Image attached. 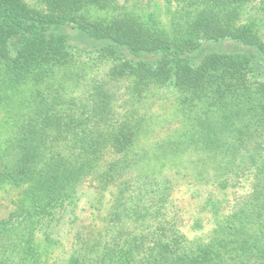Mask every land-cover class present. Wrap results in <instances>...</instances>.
Wrapping results in <instances>:
<instances>
[{
	"label": "trees",
	"instance_id": "1",
	"mask_svg": "<svg viewBox=\"0 0 264 264\" xmlns=\"http://www.w3.org/2000/svg\"><path fill=\"white\" fill-rule=\"evenodd\" d=\"M173 1L186 15L170 36L131 14L82 16L110 0H46L44 14L0 0L1 84L10 91L32 85L27 116L9 144H0V187L25 186L24 202L0 220V264H38L36 236L58 241L76 220L78 185L95 172L102 187L117 186L103 240L89 237L65 264H264V43L231 26L249 0ZM65 25L99 45H73L59 30ZM221 41L245 49L204 50ZM109 59L117 61L114 78L134 76L138 97L176 91L188 128L150 154L136 147L146 118L130 114L116 124L105 84L90 79L83 101L66 95L67 85L82 86ZM150 156L185 159L199 177L208 167L214 176L254 168L253 189L209 240H190L167 213L171 181L138 171ZM132 171L134 179H126Z\"/></svg>",
	"mask_w": 264,
	"mask_h": 264
},
{
	"label": "rangeland",
	"instance_id": "2",
	"mask_svg": "<svg viewBox=\"0 0 264 264\" xmlns=\"http://www.w3.org/2000/svg\"><path fill=\"white\" fill-rule=\"evenodd\" d=\"M30 10L44 14L47 11L46 0H21ZM186 11V9H184ZM181 5L173 0H110L106 8L90 6L81 11L84 18L109 20L123 14L139 17L157 28L173 35L174 24L184 15ZM233 28H248L264 43V0H249L238 11ZM59 30L67 33L70 43L78 47L91 49L99 45L85 33L70 25ZM205 51H229L234 48L244 50V46L231 41L205 44ZM117 61L109 59L98 64L82 81V86H66V95L83 101L86 94L84 84L90 79L103 83L107 90V113L118 124L126 116L133 114L145 117L147 123L137 137L136 147H143L151 152L155 144L179 136L188 126L186 115L179 110L180 96L174 90L166 88L155 90L138 97L132 93L133 75L126 78L110 75ZM0 64V144L8 145L12 139L18 121L26 117L31 84L18 86L13 91L7 90L2 83ZM102 165H100L101 168ZM138 171L161 172L171 181L167 213L174 225L188 239L204 242L211 238L219 224H225L230 214L244 206L253 189L255 169H243L237 175H209L199 177L188 166L185 159H164L149 157L142 159ZM132 171L129 179H134ZM225 182L220 188L217 183ZM117 186L102 187L98 184L97 172L87 176L77 187L75 206L76 220L69 224L55 243L45 241L37 235L35 238L36 259L38 264H65L70 255L81 247L89 237L103 240L105 217L114 199ZM25 200V186L6 183L0 187V220L6 219Z\"/></svg>",
	"mask_w": 264,
	"mask_h": 264
}]
</instances>
